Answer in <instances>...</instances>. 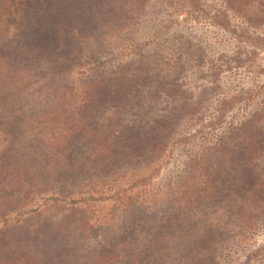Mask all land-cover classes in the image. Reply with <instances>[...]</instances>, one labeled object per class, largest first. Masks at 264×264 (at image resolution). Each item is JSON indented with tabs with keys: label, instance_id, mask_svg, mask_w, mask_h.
<instances>
[{
	"label": "trees",
	"instance_id": "16d2710c",
	"mask_svg": "<svg viewBox=\"0 0 264 264\" xmlns=\"http://www.w3.org/2000/svg\"><path fill=\"white\" fill-rule=\"evenodd\" d=\"M254 1L174 0L165 13L158 9L160 12L154 18L148 17L145 10L136 24V35L101 44L82 62L75 56L76 63L71 65L73 52L68 41L50 26L37 27L33 26L35 22L30 23L31 15L39 19L50 0H0V34L7 28L1 38L10 43L14 41L16 53L21 55L18 64L11 65L1 51L6 47L0 48V66L11 76L17 73L16 86L25 85L20 80L36 82H32L33 85L44 81L46 85L52 84L54 103L58 101L66 112L76 113L75 108H80L81 104L94 107L111 96L102 75L123 71L128 66L144 71L171 34H168L170 25L192 37L200 50L206 48L200 44L198 36H194V31L172 19L179 15L175 11L177 4L188 8L184 14L189 18L201 21L204 17L208 25L216 28L217 34L229 35L242 48L230 57L222 54L217 57L225 66L241 62L243 57L238 53L256 55L264 48V7L254 11ZM162 25L166 26L163 33ZM248 44L250 49L243 48ZM210 66L215 69L210 90H224L217 81L223 69L221 63L211 60ZM25 69L26 79H23ZM149 75V71H145L143 77ZM11 76L6 80L14 79ZM250 78L236 93L224 92L214 118L206 124V129L218 125L220 131L214 141L207 133L208 140L199 146L200 150L190 147L195 133H182L178 126L175 129L168 126L160 133L151 124L143 143L141 124L129 126L128 132L118 136L116 132L110 133L109 137L108 131L91 127L87 120H77L76 124H71L72 129H65V125H60L56 110L37 118L43 122L36 126L37 137L45 134L48 139L42 143L29 140L26 133L31 125L24 119L25 114H21L25 113L22 103L17 104L18 99L0 92V107L7 110L0 113V264H175L166 262L171 258L167 244L174 238L172 225L178 215L173 214L177 209L175 203L184 190L203 177H206V198L214 203L218 202V197L220 200L218 204L211 200L210 206L206 204V223L210 224L204 229L206 235L203 233L196 238L193 247L187 250V259H194L193 264H264V244L245 247L254 232L259 228L264 230V183L262 177L250 169L262 150L259 147L261 151L256 156L258 147L254 153L249 145L242 144L252 135L254 125L264 118V80L249 83ZM133 79L137 82V77ZM58 81L66 85H59ZM156 90H152L153 93ZM242 109L247 113L239 114ZM231 111H238L232 119L228 118ZM69 116L67 114V119ZM49 121L52 124L46 127ZM127 133L136 137L134 143L139 145L138 151L128 153L126 144L130 137ZM186 140L190 141L183 151L186 157L183 169L163 187V183L157 181L174 163V146ZM256 143L260 146L261 141ZM235 147L240 169L230 179L221 177L223 159L220 158L225 154L230 156ZM33 160L37 162L32 163ZM70 178L71 185L67 183ZM229 181L234 184L232 199L227 197ZM193 209L191 205L180 211L181 220L194 219ZM126 216L147 219L152 223L151 233L149 231L144 240L134 243L133 247L126 245L124 252L117 253L115 249L81 251L85 246V242L78 243L80 231L85 230L81 225L94 220L102 230L110 232L111 228L118 230L117 221ZM214 216H225L229 221L213 224L210 220ZM36 218L39 223L29 224ZM230 225L235 227L234 231L226 228ZM30 228L40 235L34 239V245L28 244L27 236L24 238L22 234V230ZM73 236L74 239H69ZM172 257L177 259L175 254Z\"/></svg>",
	"mask_w": 264,
	"mask_h": 264
},
{
	"label": "rangeland",
	"instance_id": "374dc122",
	"mask_svg": "<svg viewBox=\"0 0 264 264\" xmlns=\"http://www.w3.org/2000/svg\"><path fill=\"white\" fill-rule=\"evenodd\" d=\"M172 1L174 2V0H50L49 6L47 5V8L40 13L39 19L33 18V15H31L30 23L35 22L33 26L37 27L50 26V28L56 29L70 44L68 47L73 52L71 53L72 60L70 64L75 65V56L81 59L82 62L92 49L101 44L123 38V36L136 35L138 29L136 24L141 20L145 10H148V17L154 18L156 13L160 12L158 9L162 10L161 13H165V10L170 8V2ZM252 7L254 11L255 9L262 10L264 0H255ZM185 9L188 8L182 7L180 4L175 5V11L179 15H174L172 19L194 31V36H198L201 40L200 44L202 46L206 45L205 49L202 47L200 50L196 42L191 40L192 37L180 33L175 26L170 25L168 34H171L166 35L167 39L160 45L157 57L146 64L144 71L133 70V66H128L129 68L123 71L102 75L104 86L110 90L111 96L108 97L106 102H100L94 107H86L81 104L80 108H75L74 112L76 113L66 112L62 108V104H58V101L54 103L55 93L52 84L48 83L46 85L44 81L40 82V85H33L36 82L20 80L25 85L20 86L19 84L16 86L18 82L17 73L14 72L15 76H11L4 67L0 66V92L9 94L15 100L18 99L17 104L22 103L21 107L25 113L21 112V114H25L24 119L31 125L30 130L26 133L29 140L42 143V141L48 139H45V134L37 137L36 126H38V123L43 124L37 118L43 113H52L56 110L60 125H65V129H72L71 124H76L77 120H87L91 127H101L103 130L108 131V135L111 137L110 133L116 132L118 136L122 132H128L127 128L129 126L141 124L142 131L140 135L143 137L144 143L147 139L145 134L148 133L149 135V125L152 124L154 130L160 133L165 131L168 126L171 129L178 126L182 133H195V137L190 139L193 141L190 147H194V150H200L199 146L206 143L205 139L208 140L207 133L210 135V139L214 141L215 135L219 133L221 127L215 125L206 129L207 121L212 117L214 118L216 106H219L220 100L224 97V92L236 93V90L246 85L250 76L249 83L254 82L256 79H260V82L264 80V48L258 51L256 55L248 54L245 56L238 53L239 57H243L241 62H232L233 64L230 67L225 66V63L220 62L217 57L220 54L230 57L238 51L241 52L242 48H239L238 44L229 35L217 34L216 28L208 25L204 17L201 21L189 18L184 14ZM161 27H163V33L166 26L162 25ZM5 29L7 28H4L0 34V48L6 47L5 50L1 51L4 52L6 60L11 65H15L18 64L21 55L16 53L17 44H13L14 41L10 43L8 39L1 38ZM254 33L260 34L258 31H254ZM19 40H21V43L23 42L22 38H19ZM250 47L249 44L243 45V48L250 49ZM211 60L221 63L223 67L217 81L220 85H223L224 90H210L215 72V69L210 66ZM26 69L22 72L21 77L23 79H26ZM75 69L73 68V70ZM145 71H149L150 77H143ZM7 76L14 77V79L9 78L6 80ZM133 77H137V82ZM13 82H15L14 86L12 85ZM57 84L66 85V83H60L59 81ZM155 88L157 90L153 93L152 90ZM95 92L96 90L92 93ZM4 111L7 112L6 108L0 107V113H4ZM237 112H229L228 118H234ZM245 113H247V110H239V114ZM67 114L70 115L69 119H67ZM31 116L34 117L32 120L30 119ZM62 122L63 124H61ZM50 123L52 124L50 121L47 122L45 126L50 127ZM251 134L242 141V144L243 146H245L244 144L249 145L250 150L254 153L255 147L256 149L258 147L256 156L262 150V153L253 161L250 169L256 171L262 177L264 183V118L254 125ZM257 134H260V136ZM127 135L130 137L129 142L126 144L129 147H127L128 153L138 151L139 148L137 147L139 145L136 146L134 143L136 137L129 133ZM190 140L174 146L172 152L174 153V163L169 166L166 172L161 174V178L157 181L163 183V187L176 179L183 169L184 159H186L183 151ZM257 140L261 141L260 146H257ZM259 147H261L260 151ZM237 148L233 149L230 156L225 154L220 158L223 159L221 162L223 165L221 177L228 176V179H230L239 171ZM48 156L50 157L49 154ZM33 162L37 161L33 160ZM70 182L71 178L67 183L71 185ZM232 185H234L233 182L231 184L229 181L227 187H229L230 195L227 194V197H230L234 192ZM207 195L206 177L201 178L197 184L193 183L191 187L180 194V198L175 203L177 209L173 211V214H178L175 218L176 222L172 225L174 227L172 231L174 238L167 244L171 248L168 253L171 258L166 262L175 264L194 263V259H187L189 256L187 250L193 247L196 238L203 235V233L206 235L204 229L210 224L209 222L206 223V204L210 206L211 200L206 198ZM218 198L220 200V197ZM230 199L232 198L230 197ZM219 200L216 203L213 200L211 201L213 204H218ZM191 205L194 207V219L190 221L181 220L183 217L179 212ZM36 219L30 221L29 224L39 223L40 220ZM224 220L229 221L225 216H222V218L214 216L210 221L216 224V222H223ZM95 222L94 220H88V223L81 225V228L83 227L85 230L80 231L78 243L85 242L84 248L81 249L85 253L104 251L105 249H115L117 253L124 252L126 245L134 246V243L139 244L141 240H144L143 238L146 237L147 233L149 231L151 233L149 227H152V223L145 218L132 219L129 216L117 221L118 230H112L113 228H111L110 232L104 228L102 230L99 224ZM222 225L224 226V224ZM145 228H147L146 233L144 232ZM226 228L232 231L235 230L232 225ZM27 230L29 229L22 230L23 237L27 236L26 241L28 244H36L34 239L40 235H36L32 228L28 232ZM74 238L73 236L69 239ZM139 238L140 240H137ZM261 244H264V230L259 228L254 232L252 240L245 243V247L254 248L255 245ZM8 245L12 246L13 244L9 243ZM197 246L198 242L195 243L194 248L196 249ZM176 248L179 249L175 251ZM174 254L177 259L172 257Z\"/></svg>",
	"mask_w": 264,
	"mask_h": 264
}]
</instances>
